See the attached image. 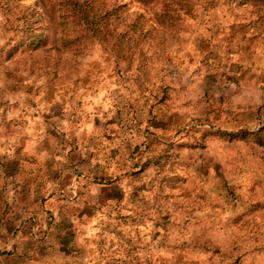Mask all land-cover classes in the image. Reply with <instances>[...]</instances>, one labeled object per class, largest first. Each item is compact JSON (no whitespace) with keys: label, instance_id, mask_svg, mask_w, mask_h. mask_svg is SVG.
Returning <instances> with one entry per match:
<instances>
[{"label":"rangeland","instance_id":"374dc122","mask_svg":"<svg viewBox=\"0 0 264 264\" xmlns=\"http://www.w3.org/2000/svg\"><path fill=\"white\" fill-rule=\"evenodd\" d=\"M89 1L0 2V264H264V0Z\"/></svg>","mask_w":264,"mask_h":264},{"label":"trees","instance_id":"16d2710c","mask_svg":"<svg viewBox=\"0 0 264 264\" xmlns=\"http://www.w3.org/2000/svg\"><path fill=\"white\" fill-rule=\"evenodd\" d=\"M17 0H0L6 10L8 31L7 55L14 51L35 49L42 40L43 24L40 12L32 7L19 8ZM62 22H71L76 37L91 35H112L114 10L102 9L89 0H60ZM90 33V34H89Z\"/></svg>","mask_w":264,"mask_h":264}]
</instances>
